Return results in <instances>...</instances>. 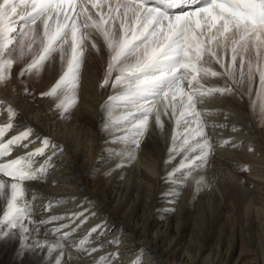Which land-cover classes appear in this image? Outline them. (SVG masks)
Segmentation results:
<instances>
[{
  "label": "bare ground",
  "instance_id": "6f19581e",
  "mask_svg": "<svg viewBox=\"0 0 264 264\" xmlns=\"http://www.w3.org/2000/svg\"><path fill=\"white\" fill-rule=\"evenodd\" d=\"M14 27L19 31L20 25ZM96 42L101 51L90 46L85 51L76 102L68 112L58 107L64 94L42 95L66 70L67 55L62 62L56 53L38 71L20 76L32 54L19 59L14 53L8 78L0 82L6 107L0 126L11 123L14 136L32 130L21 153L40 149L44 138L50 142L42 155L33 156L44 162L48 174L25 184L33 209L32 222L25 220L28 247L21 252L18 239L0 240V264H56L57 259L60 264H100L101 257L105 264H264V100L257 95L259 75L250 97L245 77L238 89L242 98L215 93L197 105L211 153L199 168L177 173L170 182L168 174L185 152L165 161L174 133H182L183 127L171 115H161L163 126H157L153 115L139 149L120 140L131 128L120 119L130 109L118 104L102 108L109 96L124 89L113 88L111 80L100 87L108 52L102 38ZM203 83L226 86L222 78ZM183 138L178 137L177 146ZM201 139L190 140L185 151ZM187 154L199 155L200 150ZM5 206L0 198V216ZM7 230L0 225V231ZM65 232L70 235L59 240L63 247L49 252ZM81 240H86L83 246Z\"/></svg>",
  "mask_w": 264,
  "mask_h": 264
},
{
  "label": "snow or ice",
  "instance_id": "6c2138e0",
  "mask_svg": "<svg viewBox=\"0 0 264 264\" xmlns=\"http://www.w3.org/2000/svg\"><path fill=\"white\" fill-rule=\"evenodd\" d=\"M177 8L187 10L172 11ZM13 17L23 22L19 31L14 27L19 21ZM100 38L108 52L100 87L104 88L111 80L113 88L124 89L109 96L102 108L118 104L130 109L120 119L131 128L119 139L128 147L139 149L153 115L157 126H163L161 115H171L177 127H183L182 133H174L173 146L165 161L170 163L180 152H185L178 167L168 174L170 182H174L172 178L177 173L199 168L211 153L210 138L197 108L205 97L215 93L241 95L238 89L244 85L245 77L248 84L245 94L250 97L258 74L257 95L264 100V0H0V82L8 78L14 53H18L19 59L32 54L20 76L38 71L56 53L62 62L67 55L66 70L50 91L42 95L64 94L58 107L68 112L76 102L75 89L85 51L90 46L100 52L96 42ZM212 65H217L219 70ZM208 78H222L226 86L206 87L203 81ZM8 111L11 113L12 109ZM12 127L11 123L0 126V138ZM31 135L32 130L27 129L6 142L0 140V157L9 155L13 146ZM179 136L184 138L177 146ZM197 137L202 139L185 151L190 140ZM49 144L44 138L42 147L35 152L0 163V174L9 178L0 179V198L6 202L0 225L8 228L0 231V240L18 239L21 252L28 247L29 228L25 220L31 223L33 214L25 182L40 178L39 174L45 170L43 166L33 170L30 160L42 155ZM196 149L200 150L199 155L187 154ZM128 155L135 159L134 152ZM202 182L203 177L197 184ZM58 231L52 229L53 233ZM69 235L63 233L48 251L62 248L59 240ZM79 243L83 246L86 240ZM56 264H60L59 259ZM100 264H105L104 257L100 258ZM133 264L141 261L135 260Z\"/></svg>",
  "mask_w": 264,
  "mask_h": 264
}]
</instances>
